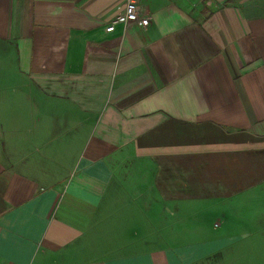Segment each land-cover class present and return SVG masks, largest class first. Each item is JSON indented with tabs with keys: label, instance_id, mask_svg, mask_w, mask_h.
<instances>
[{
	"label": "crops",
	"instance_id": "0c3cea01",
	"mask_svg": "<svg viewBox=\"0 0 264 264\" xmlns=\"http://www.w3.org/2000/svg\"><path fill=\"white\" fill-rule=\"evenodd\" d=\"M126 1L0 0V264H264V0Z\"/></svg>",
	"mask_w": 264,
	"mask_h": 264
},
{
	"label": "built area",
	"instance_id": "2783aa9c",
	"mask_svg": "<svg viewBox=\"0 0 264 264\" xmlns=\"http://www.w3.org/2000/svg\"><path fill=\"white\" fill-rule=\"evenodd\" d=\"M118 21H122L124 24H131L135 22L141 23L144 27L148 26L150 20L142 14L141 6L138 0H127L125 4V10L123 15L119 16ZM115 29V23L113 22L110 27L106 29L107 32H112Z\"/></svg>",
	"mask_w": 264,
	"mask_h": 264
},
{
	"label": "rangeland",
	"instance_id": "374dc122",
	"mask_svg": "<svg viewBox=\"0 0 264 264\" xmlns=\"http://www.w3.org/2000/svg\"><path fill=\"white\" fill-rule=\"evenodd\" d=\"M213 223L215 225L216 223H218V221L217 220H213V222L211 224L213 225Z\"/></svg>",
	"mask_w": 264,
	"mask_h": 264
}]
</instances>
